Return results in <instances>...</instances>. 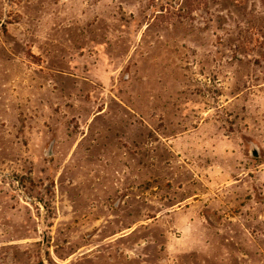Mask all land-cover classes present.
Instances as JSON below:
<instances>
[{"label": "rangeland", "instance_id": "374dc122", "mask_svg": "<svg viewBox=\"0 0 264 264\" xmlns=\"http://www.w3.org/2000/svg\"><path fill=\"white\" fill-rule=\"evenodd\" d=\"M0 264H264V0H0Z\"/></svg>", "mask_w": 264, "mask_h": 264}, {"label": "water", "instance_id": "95a60500", "mask_svg": "<svg viewBox=\"0 0 264 264\" xmlns=\"http://www.w3.org/2000/svg\"><path fill=\"white\" fill-rule=\"evenodd\" d=\"M253 153L254 155H258L257 149H254Z\"/></svg>", "mask_w": 264, "mask_h": 264}]
</instances>
